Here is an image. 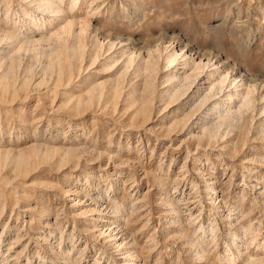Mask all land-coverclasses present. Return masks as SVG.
I'll list each match as a JSON object with an SVG mask.
<instances>
[{
  "label": "rangeland",
  "instance_id": "obj_1",
  "mask_svg": "<svg viewBox=\"0 0 264 264\" xmlns=\"http://www.w3.org/2000/svg\"><path fill=\"white\" fill-rule=\"evenodd\" d=\"M71 2L0 0V264H264V0Z\"/></svg>",
  "mask_w": 264,
  "mask_h": 264
},
{
  "label": "bare ground",
  "instance_id": "obj_2",
  "mask_svg": "<svg viewBox=\"0 0 264 264\" xmlns=\"http://www.w3.org/2000/svg\"><path fill=\"white\" fill-rule=\"evenodd\" d=\"M46 2H49V1H51V0H45ZM54 3H56V2H53V3H49V5H48V10H50L49 12H55V14L56 15H60V13H62L63 12V10L61 9V7H60V5H57V7L56 8H54V6H53V4ZM76 0H72V2H71V4H72V6L74 7L76 4ZM59 4V3H58ZM72 7V8H73ZM73 10V9H72ZM55 15V16H56ZM54 16V15H53ZM42 37V36H41ZM135 52V51H134ZM134 52H132V54L134 53ZM138 52V51H137ZM137 55V54H136ZM179 54L175 51V52H173V53H171V54H169V56L167 57L168 59V65H169V69L172 67V63L174 62L175 63V60L177 59V57H179L178 56ZM185 55H187L186 53L184 54V55H182V56H185ZM135 55H130L129 56V58H127L128 59V61H129V63H131L132 64V62L134 61V60H136V58H137V56H136V58L134 57ZM181 56V57H182ZM183 58H185V57H183ZM166 60V61H167ZM179 60V59H178ZM177 60V61H178ZM184 61L183 62H180V63H182L183 64V66L185 67V65L186 66H188V64H190V65H192V66H194V69L195 68H197V67H199L200 69H203L204 70V68L206 67V66H208L209 67V65H210V67H212L211 65L212 64H210V62L208 61V62H204V61H202V60H200L199 62H196V60L195 59H193V58H187L186 57V59H183ZM128 64V63H127ZM125 65V66H128V65ZM214 65V64H213ZM215 66V65H214ZM213 66V67H214ZM141 68V67H140ZM188 68V67H187ZM198 68V69H199ZM173 69V68H172ZM191 69H193V68H191ZM193 69V70H194ZM206 69H208V68H206ZM196 70V69H195ZM194 70V71H195ZM169 71V73L167 74V79L166 80H168V81H172V84H171V88H174V90L176 89V91L172 94L173 96H177V94L179 93V90L181 89V88H183L184 86H185V82H186V80L187 79H191V78H193L194 76V78L193 79H191V81L189 82V84L187 83V87H188V89H187V91H185L183 94H186L187 92H188V90H190V88H191V86L192 85H194L195 86V82L196 83H198L199 82V73L196 75H194L193 77L190 75H181L179 72H177L176 70H168ZM200 71V70H199ZM202 71V70H201ZM223 71V70H222ZM221 69L219 68H213V70H211L210 72H208V73H210L208 76L209 77H211L212 78V76L213 77H215L216 79H217V77L215 76V75H217V76H219V78H218V80L216 81L215 80V82L214 81H212L209 85H208V91L206 92V93H204L203 95H202V97L200 96V104H205V103H207L208 102V104H207V106H206V109L207 110H210V112H212V113H214V115L209 119V117H208V112L206 113V117H205V119L208 117V120L206 119L205 121V124L207 123H210L209 125H205L206 127H204V129H203V132H202V134L204 133V135H206V136H208V137H210V138H212L216 133H217V131L219 130V127L220 126H223L224 125V122H225V120H227V119H231V120H233V119H237L238 117H240V113L242 112V109H244V110H246L247 108H249V109H251L253 106V96L251 95V93L250 92H252L251 90V88H250V85H244V87L245 86H247V87H249L250 88V90H249V88H246V90H235L234 92H227V90L225 91V90H223V87H224V83H226V82H228L227 80H229L230 78L229 77H227V75L229 76V74L228 73H222L221 74ZM220 72V73H219ZM192 74H193V71H192ZM213 74V75H212ZM221 74V75H220ZM227 78H229V79H227ZM210 79V78H209ZM214 78H212V80H213ZM188 80V81H189ZM235 80H236V78H235ZM234 80V81H235ZM211 81V80H210ZM200 83V82H199ZM198 83V84H199ZM204 83V82H203ZM229 83H231L232 84V82L231 81H229ZM243 84H244V82H242ZM235 84V83H234ZM243 84H242V86H243ZM245 84H246V82H245ZM189 85V86H188ZM229 85V84H228ZM238 85V84H237ZM240 85V84H239ZM238 85V86H239ZM201 86V85H200ZM235 86H236V84H235ZM225 87H226V85H225ZM224 87V88H225ZM171 88H168L167 90H172ZM199 88V87H198ZM200 88H202V87H200ZM230 90V89H229ZM193 91V90H192ZM167 92H169V91H167ZM196 93V95H197V89L195 90V91H193V93ZM200 92V91H199ZM166 93V92H165ZM194 93V94H195ZM201 93V92H200ZM168 94V93H167ZM176 94V95H175ZM182 94V95H183ZM171 95V96H172ZM183 97V96H182ZM191 97H193L192 95H190L189 97H188V100H189V98L191 99ZM178 98V97H177ZM236 98H237V101H236ZM235 101L237 102L236 103V105L234 104L235 103ZM191 103V102H190ZM199 103V102H198ZM200 104H198V105H200ZM233 104H234V107H233ZM251 107V108H250ZM199 108V107H198ZM201 109V108H200ZM249 109H247V110H249ZM243 110V111H244ZM242 114V113H241ZM243 115V114H242ZM241 115V116H242ZM243 117H244V115H243ZM239 119V118H238ZM234 121V120H233ZM240 121V120H239ZM229 122V121H228ZM235 122V121H234ZM221 124H223V125H221ZM234 124V123H233ZM232 124V125H233ZM236 125V124H235ZM234 125V126H235ZM201 126H202V124H201ZM228 126V125H227ZM233 126V127H234ZM240 127V126H239ZM226 135V134H225ZM215 138V137H214ZM223 139V138H222ZM117 244V243H116ZM124 244V242H121V243H118L117 245H116V247L118 248V250L120 251L122 248H123V245ZM124 250V249H123ZM124 253V252H123ZM125 254H126V252H125ZM124 256V255H123ZM126 256H128V255H125V257Z\"/></svg>",
  "mask_w": 264,
  "mask_h": 264
}]
</instances>
